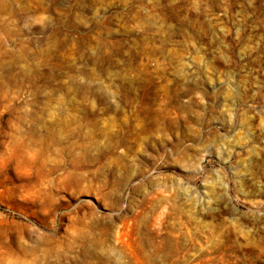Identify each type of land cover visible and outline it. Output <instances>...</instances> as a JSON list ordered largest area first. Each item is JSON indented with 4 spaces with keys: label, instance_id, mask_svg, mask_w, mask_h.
I'll return each instance as SVG.
<instances>
[{
    "label": "rangeland",
    "instance_id": "1",
    "mask_svg": "<svg viewBox=\"0 0 264 264\" xmlns=\"http://www.w3.org/2000/svg\"><path fill=\"white\" fill-rule=\"evenodd\" d=\"M0 264H264V0H0Z\"/></svg>",
    "mask_w": 264,
    "mask_h": 264
},
{
    "label": "bare ground",
    "instance_id": "2",
    "mask_svg": "<svg viewBox=\"0 0 264 264\" xmlns=\"http://www.w3.org/2000/svg\"><path fill=\"white\" fill-rule=\"evenodd\" d=\"M114 261V260H113Z\"/></svg>",
    "mask_w": 264,
    "mask_h": 264
}]
</instances>
